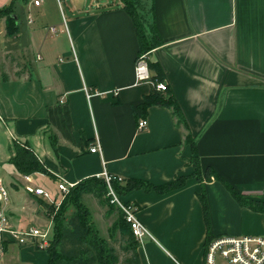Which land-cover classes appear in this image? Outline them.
<instances>
[{"label": "crops", "instance_id": "crops-1", "mask_svg": "<svg viewBox=\"0 0 264 264\" xmlns=\"http://www.w3.org/2000/svg\"><path fill=\"white\" fill-rule=\"evenodd\" d=\"M31 1L0 0V9L14 2L18 18L13 35L0 18V183L10 190L11 224L53 227L44 206L49 201L29 193V184L55 199L59 182L74 186L104 171L153 185L193 175L192 148L173 111H136L152 86L136 83L139 42L122 0H94L69 19L63 14L59 33L44 40L32 13L50 0L41 6ZM144 2L162 41L149 60L162 68L198 136L203 172L213 167L239 192L264 201V0ZM13 137L30 145L51 176L23 179L9 162ZM96 141L101 153L90 151ZM186 182L167 194L135 190L122 196L154 239L146 237L138 249L141 264H205L203 186L212 237L264 235V213L241 207L221 182ZM49 260L46 248L31 244L10 243L0 252V264Z\"/></svg>", "mask_w": 264, "mask_h": 264}, {"label": "trees", "instance_id": "trees-1", "mask_svg": "<svg viewBox=\"0 0 264 264\" xmlns=\"http://www.w3.org/2000/svg\"><path fill=\"white\" fill-rule=\"evenodd\" d=\"M144 0H122V9L127 12L135 26L137 40L139 42V55H147L149 68L156 71V75H152V80L155 82H164V72L158 63L150 62V52L162 45L158 31L154 24L149 25L148 13ZM14 2L5 8L0 9V18L6 19L7 30L10 34H15L17 28L15 25ZM138 55V56H139ZM152 106L169 108L173 111L176 124L183 128L186 132L185 142L192 148V157L189 163L195 168V172L190 177H195L199 182L203 180L221 182L226 190L235 198L237 203L242 207L251 209L254 212L264 213V201L249 198L248 195L239 192L229 181H226L213 167H209L203 172L201 166L200 153L198 152V136L194 137L186 123L183 111L180 110L176 97L174 96L169 85L165 92L158 91L155 86H152V92L145 100L138 105V111L143 116L147 115V111ZM13 154L10 157V163L14 165L16 171L21 175L45 174L51 176V172L47 170L43 161L38 158L33 149L26 142L20 140L12 141ZM188 176L177 178L169 184L153 185L142 179H122L118 181V176L113 175L111 185L119 196H124L126 193L135 190H144L146 192H157L159 194H167L173 190L184 188ZM108 185L101 177L84 179L80 183L74 185L69 193L64 197L61 204L44 203L47 209L48 216L53 222L54 235L49 241V246L46 248L49 264H141L138 249L140 246L132 233L126 217L121 213L120 217L115 221L113 230L110 233L111 239L115 233H119L120 238L107 240L100 235V232L95 228L92 214L90 213L85 203V197L93 196L100 202L108 205L109 211H113L116 206L111 204V199L107 197ZM200 196L203 210L205 212L206 224L209 227V235L207 245L214 239L210 235V210L208 209L207 196L203 186ZM74 208V212L69 218L65 215L69 208ZM119 208V207H118ZM120 242L119 249L113 245V242ZM7 244L3 243L2 249Z\"/></svg>", "mask_w": 264, "mask_h": 264}, {"label": "built area", "instance_id": "built-area-1", "mask_svg": "<svg viewBox=\"0 0 264 264\" xmlns=\"http://www.w3.org/2000/svg\"><path fill=\"white\" fill-rule=\"evenodd\" d=\"M45 0H32V4L35 6H41ZM60 7L63 2L67 0H57ZM31 22V20H30ZM51 33L58 34L59 30L55 26L49 27ZM135 76L136 83H149L151 86H155L158 91L165 92L168 88V84L165 82H155L152 80L151 69L147 55H139L136 59L135 64ZM140 130L146 129L147 120L141 118L138 121ZM14 140L17 138L13 137ZM91 153H101V144L96 141V144L91 148ZM108 185L107 197L111 199V204L119 207L126 216L134 238L139 241L140 245L143 244V239L150 237L148 228L141 222L136 213V210L129 204L126 205L121 197L115 192L111 185L113 180V174H109L104 171L101 176ZM23 179L31 183L33 181L32 175H25ZM118 181H122L121 177L117 178ZM72 185H66L64 182H59L58 190L62 196L61 200L54 199L51 194L40 187H33L30 184L26 185L25 188L29 193L35 194L36 196H42L45 200L51 204L59 206L64 197L69 193ZM10 190L6 185L0 183V252H2L3 243H15L19 246H26L27 244L35 245L42 249L49 246L50 238H48V231L40 230L35 227L17 228L11 224L10 217L7 214V208L11 203ZM205 264H219L218 258H221L222 264H264V235L249 236L243 235L242 237L234 236H217L207 245L205 250Z\"/></svg>", "mask_w": 264, "mask_h": 264}, {"label": "rangeland", "instance_id": "rangeland-1", "mask_svg": "<svg viewBox=\"0 0 264 264\" xmlns=\"http://www.w3.org/2000/svg\"><path fill=\"white\" fill-rule=\"evenodd\" d=\"M93 1L94 0H68V1H64L62 7H60L57 0H50L47 6H45L44 9L40 10L39 13L37 11H34L32 13L33 18H35L36 24L42 27V39L44 40V39H48L49 37H51V32H48L49 27L55 26L59 28L58 22L62 20L63 14H65V18L69 19L74 13L77 14L81 12L83 10L82 7L84 5L87 6V2H89L90 5H92ZM63 23H64V19H63ZM45 183H47L51 187H54L53 183H51L49 179L46 180ZM120 197L121 199L123 198L122 196ZM61 198L62 196L58 195L56 199L60 201ZM84 200L87 205V208L92 214V219H93L95 228L98 229V231L100 232V235L107 240L119 239L120 238L119 233H115L113 239H111L110 233L113 230V225L115 221L120 217L121 213L124 215V218L126 217L125 213L117 206H115L113 208V211H111L110 213L109 207L106 203L100 202L99 200L95 199L91 195L86 196ZM122 200L124 201V199ZM125 204L129 206L128 202L127 203L125 202ZM74 210L75 209L72 207L69 208V210L65 214L67 218L71 216ZM37 227L42 229L44 232L48 231V238L54 235L53 227L47 228V225L43 227L42 226L40 227L37 225ZM147 238H150V237H147ZM150 239L154 240L152 235ZM117 241H114L113 245H115L119 249L120 242H117ZM141 246L142 245H140L139 248H141ZM218 263L219 264L223 263L221 258H218Z\"/></svg>", "mask_w": 264, "mask_h": 264}, {"label": "water", "instance_id": "water-1", "mask_svg": "<svg viewBox=\"0 0 264 264\" xmlns=\"http://www.w3.org/2000/svg\"><path fill=\"white\" fill-rule=\"evenodd\" d=\"M14 17H15V19H17V20H18L17 16H14Z\"/></svg>", "mask_w": 264, "mask_h": 264}]
</instances>
